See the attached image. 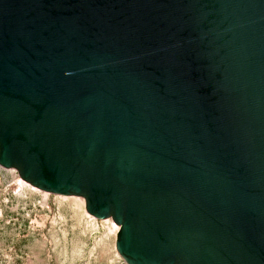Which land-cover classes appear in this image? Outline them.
<instances>
[{"label": "water", "instance_id": "water-1", "mask_svg": "<svg viewBox=\"0 0 264 264\" xmlns=\"http://www.w3.org/2000/svg\"><path fill=\"white\" fill-rule=\"evenodd\" d=\"M0 167L126 264H264V0H0Z\"/></svg>", "mask_w": 264, "mask_h": 264}, {"label": "rangeland", "instance_id": "rangeland-1", "mask_svg": "<svg viewBox=\"0 0 264 264\" xmlns=\"http://www.w3.org/2000/svg\"><path fill=\"white\" fill-rule=\"evenodd\" d=\"M16 177L0 167V264H126L115 247L118 230L88 218L82 197L30 186L19 192Z\"/></svg>", "mask_w": 264, "mask_h": 264}, {"label": "bare ground", "instance_id": "bare-ground-1", "mask_svg": "<svg viewBox=\"0 0 264 264\" xmlns=\"http://www.w3.org/2000/svg\"><path fill=\"white\" fill-rule=\"evenodd\" d=\"M14 184H15V187L16 188H18V190H19V192H21L25 187H27V186H30V187H33L34 188V186H32V185H29V183H27L26 181H24V180H22L19 176L18 177H16L15 178V181H14ZM14 186V185H13ZM36 188V187H35ZM39 190V189H38ZM38 190L36 189V191L38 192ZM41 191V193L42 194H44L45 196L46 195H48L47 193L48 192H46V191H42V190H40ZM60 196V195H59ZM68 197H71V196H68ZM74 197H76V196H74ZM82 202H83V200H82ZM87 214V213H86ZM88 218H92V216H88V214L86 215ZM92 219H94V218H92ZM110 222V226H112V230H119V226L118 225H116V224H113L112 222H111V220L110 219H108V220H106V222Z\"/></svg>", "mask_w": 264, "mask_h": 264}]
</instances>
